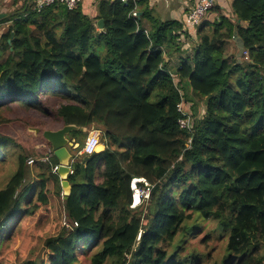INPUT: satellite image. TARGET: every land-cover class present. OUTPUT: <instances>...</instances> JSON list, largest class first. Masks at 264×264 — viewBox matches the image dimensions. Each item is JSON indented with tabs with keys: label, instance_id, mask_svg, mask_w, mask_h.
I'll list each match as a JSON object with an SVG mask.
<instances>
[{
	"label": "trees",
	"instance_id": "16d2710c",
	"mask_svg": "<svg viewBox=\"0 0 264 264\" xmlns=\"http://www.w3.org/2000/svg\"><path fill=\"white\" fill-rule=\"evenodd\" d=\"M12 1L0 17V168L11 166L0 237L11 218L24 220L0 264H79L88 248V264H194L208 253H176L199 218L228 233L212 264H264V0H232L231 16L201 23L193 53L174 69L164 54L179 25L133 16L139 0H98L91 14L81 2L37 12ZM234 32L239 58L226 54ZM12 123L37 128L44 146L21 145L3 131ZM67 124L77 127L68 133L77 150L92 129L105 148L73 159L63 198L42 132ZM135 178L149 185L145 222L131 207Z\"/></svg>",
	"mask_w": 264,
	"mask_h": 264
},
{
	"label": "rangeland",
	"instance_id": "374dc122",
	"mask_svg": "<svg viewBox=\"0 0 264 264\" xmlns=\"http://www.w3.org/2000/svg\"><path fill=\"white\" fill-rule=\"evenodd\" d=\"M233 51H235V48ZM233 79L234 77L231 78V81ZM191 102L194 103V107L196 109H201L203 107V100L201 98L193 97ZM3 131L12 135V137H14L21 145L28 147L30 149L33 147L34 144L37 145V143L39 142L40 143L37 146H42V145L44 146V143L41 141V134L39 133V130H37V132L34 131L33 128H29L28 130H26L21 125L12 123L10 127L3 128ZM29 132H33L34 133L33 136H31L32 134H29ZM89 133L97 134V136L100 139V132L98 130L92 129L89 131ZM100 146L101 145L98 144L96 150H98ZM77 149L71 150L72 160L76 158L78 155H81L79 153L80 150ZM47 152L49 153V150ZM10 167L11 166L9 164H5L4 167L0 168V186L4 184V181L10 172ZM132 181L134 182L135 180ZM132 181L130 183V188L131 185L133 186ZM141 183L144 186V182ZM35 192H36V187L34 189L33 194L31 195V198H33ZM137 201L138 199L135 201V199L133 198L131 207L136 208L135 209L136 213L138 214L141 213L142 219L144 221L145 220L144 216L147 211L146 202L141 199V201L138 204H136ZM53 207H55L54 211H56V206L54 205ZM51 217L54 219H62V220L64 219V215H51ZM23 220H24V215L20 214L17 217L15 216L11 218L8 221V223L5 224L0 237V254L3 252L7 244L10 242V239L14 236L15 232L19 230ZM65 220L69 221L67 218H65ZM194 227L196 228L190 235L186 233L185 235L186 240L184 243H182L180 248L177 249L176 254H179L180 256H187L188 258H190L193 255V252L208 253V255H204V256L195 255V257L193 258L194 264H212L214 261L220 260V258H222L227 242V236H228L227 231L218 228L217 223L213 220V218H199L195 222ZM39 230L42 231V228H40ZM42 242H40L38 250L41 249ZM166 247L169 248L168 245H166ZM92 251L93 248H88L86 251L81 252L78 255L79 264H88V259Z\"/></svg>",
	"mask_w": 264,
	"mask_h": 264
},
{
	"label": "crops",
	"instance_id": "0c3cea01",
	"mask_svg": "<svg viewBox=\"0 0 264 264\" xmlns=\"http://www.w3.org/2000/svg\"><path fill=\"white\" fill-rule=\"evenodd\" d=\"M12 2V0H0V14H2V17L6 15V13L12 11L14 7ZM81 3L84 4L85 9L91 14L95 7L94 2L92 0H81ZM231 3L232 0H213V7L205 14L202 20L205 27L214 20H218L219 14L225 17L231 16ZM192 4L193 0H139L136 4V8L138 9L137 15L142 16L144 11H146L145 13H147V15L150 14L155 19L173 22L179 25L178 28L176 27L170 32V35L174 38L171 39L168 51L164 54V58L166 62L168 61V66L170 67H168V69H174V67L179 64L182 57L191 55L193 49L199 42V38L196 35V27H190L186 23L187 13ZM148 21L149 20L146 17L145 20H143V24L147 30L151 26ZM6 25L7 24L5 23L0 24V34L5 29ZM96 29L98 28L96 27ZM236 37H238L237 33ZM234 48L236 49V56L239 58L237 55V44L232 37L227 43L226 54L232 53ZM99 144L101 146L97 152L102 151L105 148L103 143L100 142Z\"/></svg>",
	"mask_w": 264,
	"mask_h": 264
},
{
	"label": "built area",
	"instance_id": "2783aa9c",
	"mask_svg": "<svg viewBox=\"0 0 264 264\" xmlns=\"http://www.w3.org/2000/svg\"><path fill=\"white\" fill-rule=\"evenodd\" d=\"M24 3H30L33 4V9L37 12H40L41 9L44 7L53 4L55 2H60L64 4L67 8L73 9L75 8L81 0H20ZM93 2H96L98 0H92ZM121 2H127L128 0H120ZM213 7V0H193V4L190 7L187 17H186V23L190 27H198L201 23L202 20L205 16V14ZM133 16L137 15L136 11L132 12ZM177 109L178 111L184 113L185 111L182 109V103L177 104ZM185 114V113H184ZM178 123L180 124L181 127L183 128H190L189 122L185 118H179ZM100 143L99 137L95 133H89L84 142L82 147L80 148L79 153L84 154V155H90L92 153L97 152L96 147ZM31 161V160H30ZM29 161V162H30ZM73 161V160H72ZM71 161V162H72ZM58 165V164H57ZM57 165L54 166L53 172H56L57 170ZM72 171H70L71 173ZM135 180L133 182V186L131 185L132 189V196L135 198V196H138V201L136 204H138L141 199H146L149 194V185L145 182L143 179H133ZM140 182H144V187L138 186ZM74 224H76L74 222ZM64 225L67 227L70 225V221H64Z\"/></svg>",
	"mask_w": 264,
	"mask_h": 264
},
{
	"label": "water",
	"instance_id": "95a60500",
	"mask_svg": "<svg viewBox=\"0 0 264 264\" xmlns=\"http://www.w3.org/2000/svg\"><path fill=\"white\" fill-rule=\"evenodd\" d=\"M0 17H2V14H0ZM96 27L99 30L103 29L104 22L102 18L97 19ZM233 38L238 48L237 55L240 56L244 52L243 41L240 37H236V32L234 33ZM75 128H77L75 125L67 124L55 130L47 129L42 132L43 138L50 144L52 155H54L57 159L58 165L56 174L60 179L63 198H66L71 192V185L67 179V176L71 171V150L77 149L79 146V143L76 142L74 138L68 137V133ZM37 130V128L34 129L36 132ZM82 130L86 131V128L83 127Z\"/></svg>",
	"mask_w": 264,
	"mask_h": 264
},
{
	"label": "bare ground",
	"instance_id": "6f19581e",
	"mask_svg": "<svg viewBox=\"0 0 264 264\" xmlns=\"http://www.w3.org/2000/svg\"><path fill=\"white\" fill-rule=\"evenodd\" d=\"M134 199H135V201H136V200L138 199V196L136 195Z\"/></svg>",
	"mask_w": 264,
	"mask_h": 264
}]
</instances>
